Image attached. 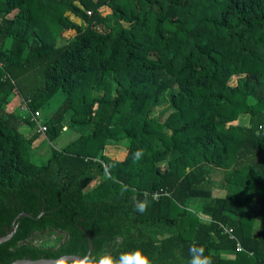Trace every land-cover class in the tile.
Listing matches in <instances>:
<instances>
[{"label": "trees", "instance_id": "16d2710c", "mask_svg": "<svg viewBox=\"0 0 264 264\" xmlns=\"http://www.w3.org/2000/svg\"><path fill=\"white\" fill-rule=\"evenodd\" d=\"M10 90L40 116L61 94L42 134L77 136L33 163L39 132H18L32 123L1 107ZM19 212L0 264L84 256L86 233L84 264L136 250L190 264L201 247L264 264V0H0V233Z\"/></svg>", "mask_w": 264, "mask_h": 264}, {"label": "rangeland", "instance_id": "374dc122", "mask_svg": "<svg viewBox=\"0 0 264 264\" xmlns=\"http://www.w3.org/2000/svg\"><path fill=\"white\" fill-rule=\"evenodd\" d=\"M71 18L75 19V21L78 22V19L74 17H71ZM71 35H73V30H66L62 33V36H64L65 38L70 37ZM8 45L9 43L7 40L5 43V46L8 47ZM234 81H235V76L232 77L229 82L233 83ZM16 92H17L16 90L6 91L5 99L4 101L1 102V107L5 111H9L11 113L17 112L16 110H18L19 97L16 95L17 94ZM61 97H62L61 94H57L52 99H50V101H48L45 105L42 106L43 110L41 113V118L43 119L48 118L52 114L56 106L60 103ZM18 112L20 113L19 110ZM65 120L66 119H63L62 123H65ZM238 121L239 123L244 122L245 117L240 116ZM31 123H32L31 125L22 123L20 126H18L19 128L17 129L18 132H20L22 135L26 137L29 136V134H31L33 131L32 129L35 130L34 123L33 122ZM80 129L83 132L86 131V129H83V128H80ZM78 132L79 130L76 128L70 132L66 131L63 134H60L54 141L47 139L42 133H37V137L31 143L30 160L33 163L45 162L46 159L50 155L51 148L53 147L59 148L65 142L77 136ZM124 144L125 143L123 142V145ZM120 147H122L121 142L117 143V142L108 141L105 143L104 147L102 148V152L105 153V155H111V156H114V158L119 159L120 154L118 155V152H120V150L118 149H121ZM159 163L160 164L164 163V161H160ZM204 175H205L204 178L206 182L205 187L210 189L211 195L217 196L224 192L223 190L225 187V184L223 182L224 170L209 169L206 171ZM200 202H201L200 198L191 199L189 201V207L190 208L196 207L200 204ZM53 238H54V234H51L49 237L48 236L37 237L36 240L46 244V243H52Z\"/></svg>", "mask_w": 264, "mask_h": 264}, {"label": "clouds", "instance_id": "9594fccd", "mask_svg": "<svg viewBox=\"0 0 264 264\" xmlns=\"http://www.w3.org/2000/svg\"><path fill=\"white\" fill-rule=\"evenodd\" d=\"M140 152L135 154V158H139ZM123 194V193H121ZM147 201H138L135 204L136 211L140 213H144L147 211ZM195 248L190 247V252L193 253ZM204 249L199 248V255L194 256L190 264H212V260L210 256H203ZM135 259L139 262V264H149V260L146 256H144L139 250H136L132 253H121L119 258H113L111 256H101L98 260L94 262V264H130V262Z\"/></svg>", "mask_w": 264, "mask_h": 264}, {"label": "water", "instance_id": "95a60500", "mask_svg": "<svg viewBox=\"0 0 264 264\" xmlns=\"http://www.w3.org/2000/svg\"><path fill=\"white\" fill-rule=\"evenodd\" d=\"M21 216L30 217L31 215L29 213L19 212L10 222L9 226L6 227L5 234L0 235V242L7 240L13 234L14 221ZM86 236H87V252L84 256H79L75 254H65V255H61L58 258H37V259L19 258V259H14L7 264H61L64 261H71L77 264H84V261L91 250V238L87 233Z\"/></svg>", "mask_w": 264, "mask_h": 264}, {"label": "built area", "instance_id": "2783aa9c", "mask_svg": "<svg viewBox=\"0 0 264 264\" xmlns=\"http://www.w3.org/2000/svg\"><path fill=\"white\" fill-rule=\"evenodd\" d=\"M18 110L20 111L22 116L28 115L29 121L33 122L35 125V130L39 133H43L45 130V125L43 124V118L37 112H31L29 110V106L27 105V102L24 99L19 98L18 102ZM157 194L153 193V197H155ZM229 236L232 238V235L229 233ZM240 247L238 244H236V250H239Z\"/></svg>", "mask_w": 264, "mask_h": 264}, {"label": "flooded vegetation", "instance_id": "af4514ba", "mask_svg": "<svg viewBox=\"0 0 264 264\" xmlns=\"http://www.w3.org/2000/svg\"><path fill=\"white\" fill-rule=\"evenodd\" d=\"M6 227H7V226H5V227L3 228L4 233H0V235H4V234H5V229H6ZM14 230H15V227H14Z\"/></svg>", "mask_w": 264, "mask_h": 264}, {"label": "crops", "instance_id": "0c3cea01", "mask_svg": "<svg viewBox=\"0 0 264 264\" xmlns=\"http://www.w3.org/2000/svg\"><path fill=\"white\" fill-rule=\"evenodd\" d=\"M225 256H231V254H224Z\"/></svg>", "mask_w": 264, "mask_h": 264}]
</instances>
